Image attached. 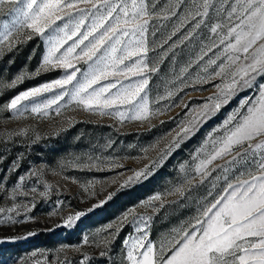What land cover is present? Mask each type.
I'll return each instance as SVG.
<instances>
[{
    "label": "snow or ice",
    "instance_id": "6c2138e0",
    "mask_svg": "<svg viewBox=\"0 0 264 264\" xmlns=\"http://www.w3.org/2000/svg\"><path fill=\"white\" fill-rule=\"evenodd\" d=\"M184 3L168 0L160 7L159 0H0V17H4L0 19V59L34 38L43 45L42 52L33 49L27 57L29 62L39 57L34 68L26 63L9 80L7 66L0 67V95L26 80L62 73L14 95L0 105V111L17 117L29 110L47 116L55 106L60 115L62 108L75 105L85 112L113 117L120 124H147L151 130L156 127L152 120L170 111L185 89L219 80L203 104L189 107L181 101L186 112L178 130L141 149L145 156L156 152L148 163L130 169L119 182L113 180L112 184L118 183L115 190L102 188L103 199L67 214L54 227L73 229L82 217L112 201L121 190L147 182L202 125L236 100L237 106L207 133L190 161L179 164V179L127 209L94 236L85 234L82 244L102 247L99 255L107 256L119 232L131 224L136 235L123 241L127 264H264V0H190L171 32L157 41V33L166 27L164 21L177 17ZM182 30L180 38L171 42ZM182 45L188 60L178 72L173 67L162 85L151 84L166 58L171 55L173 65L177 63L181 53L176 49ZM158 49V57L150 55ZM193 67L198 69L194 75ZM25 102H30V109ZM74 122L68 118V127ZM27 134L28 129H20L9 138ZM161 141H166L163 147ZM88 159L93 162L83 167L104 170L96 163L99 157ZM110 163L123 167L115 160ZM18 166L14 162L10 171ZM24 180L19 177L12 199L28 196L23 191ZM96 183L81 185L89 198L97 196ZM45 188L41 197L48 195L51 185ZM193 206L195 214L162 234L158 242L149 238L153 219L161 210L178 212ZM34 207L35 203L0 207V225L31 222L28 214ZM21 209L24 218L17 219ZM34 235L35 231L23 236L0 233V245ZM75 251L80 252V246ZM89 259L83 254L80 264H88Z\"/></svg>",
    "mask_w": 264,
    "mask_h": 264
},
{
    "label": "rangeland",
    "instance_id": "374dc122",
    "mask_svg": "<svg viewBox=\"0 0 264 264\" xmlns=\"http://www.w3.org/2000/svg\"><path fill=\"white\" fill-rule=\"evenodd\" d=\"M166 3L168 0H159L160 7ZM188 3L190 0H185V3L178 9L177 17L164 21L166 27L161 28L157 33L155 38L157 41L171 32L173 25L178 22L179 14L184 11V7ZM2 18L4 17H0V19ZM184 31L182 30L176 37H173L171 42L177 41ZM33 49H36L38 53L43 51V45L39 38H34L26 45L19 46L18 52L7 53L0 59V67L7 66L8 68L9 80L26 63L31 68L36 66L38 56L30 62L27 60ZM176 51L181 53L177 57V63L173 65L171 55L166 58L160 65V72L153 76L151 84L162 85L165 78H170L173 67L178 72L180 66L188 60L186 46L182 45ZM160 54L161 50L158 49L156 53L150 55L158 57ZM212 55V53L209 54V56ZM10 60L13 61L12 64L8 63ZM80 66L82 67V65ZM196 71L198 69L195 67L190 69L193 75ZM61 74L60 71H56L26 80L0 95V105L19 92L56 79ZM218 82L219 80H216L210 84L196 85L195 88L185 89L174 100L175 106L170 111L152 120V124H155L156 127L151 130H147V124L142 125L136 121L120 124L113 117L85 112L75 105L62 108L60 115L56 114L55 106L47 116L33 114L30 110L23 117H17L7 111H0V186H2L0 188V207L9 208L13 204L31 206L32 203H35V207L28 214L33 218L31 222L15 226L0 225V233L23 236L27 231L36 232V235L27 239L0 245V264H36L37 261L40 264H61V262L80 264L85 253L90 258L88 264H127V261L124 260L126 247L123 241L130 234L136 235L134 225L126 224L123 227L110 245L108 255L104 257L99 255L103 250L102 247H96L92 243L83 245L82 237L85 234L94 236L98 230L116 221L127 209L158 191H164L169 187L170 182L179 179V164L190 161L191 154L200 146L207 133L222 123L227 114L237 106L238 101L234 100L212 120L202 125L200 131L190 140L185 141L181 149L169 157L147 182L131 190H121V194L112 201L82 217L73 229L55 228L54 225L62 223V218L67 214L84 210L92 203L98 202V199H103L105 191H101L102 188L106 191L115 190L118 183L112 184L113 180L119 182L123 176L129 174L130 169L140 168L148 163L149 159L156 155V152L149 151L145 156L141 149L153 144L160 137H166L169 132L178 130V125L184 119L186 112L181 101L187 103L189 107L203 104L205 98L215 92L213 85ZM245 95L254 97L255 92H246ZM65 101L61 103L63 104ZM25 104H28L30 109V102H25ZM68 118H74L75 121L70 128L67 123ZM160 120H164L165 123L160 124ZM62 128L67 130L60 131ZM20 129H28V134L26 136L13 135L9 138L10 134L19 132ZM168 138L170 139V137ZM165 142L161 141L160 147H163ZM109 143L110 147H108ZM89 156L93 160L99 157L100 159L96 163L104 170L83 167L93 162L88 159ZM112 160L118 161L123 167L112 165L110 163ZM14 162L19 166L14 171H10L14 167ZM216 163H221V161ZM33 172L37 174L33 175ZM20 176L25 177L23 191L27 192L28 196L20 195L12 199V190L20 182ZM89 181L98 182L94 189L97 193L96 197L89 198V193L84 192L81 187ZM45 184L51 185V189L46 197H41L39 193L46 191ZM33 188L36 189L35 193L32 192ZM20 211L21 216L16 217L17 219L24 218L23 210ZM137 211L145 210L137 208ZM52 213H57V215H50ZM194 214V206L178 212L168 209L161 210L153 219L149 238L158 242L162 234ZM102 234L107 235V233ZM17 245L19 247H15ZM75 246H80L81 251H75ZM33 253L36 255L33 256Z\"/></svg>",
    "mask_w": 264,
    "mask_h": 264
},
{
    "label": "trees",
    "instance_id": "16d2710c",
    "mask_svg": "<svg viewBox=\"0 0 264 264\" xmlns=\"http://www.w3.org/2000/svg\"><path fill=\"white\" fill-rule=\"evenodd\" d=\"M15 247H19V245L15 246Z\"/></svg>",
    "mask_w": 264,
    "mask_h": 264
}]
</instances>
